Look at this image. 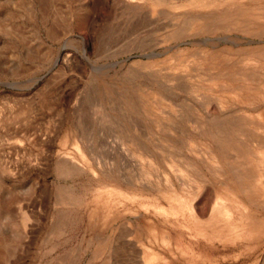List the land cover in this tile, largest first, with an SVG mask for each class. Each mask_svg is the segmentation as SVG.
Masks as SVG:
<instances>
[{
    "label": "rangeland",
    "instance_id": "1",
    "mask_svg": "<svg viewBox=\"0 0 264 264\" xmlns=\"http://www.w3.org/2000/svg\"><path fill=\"white\" fill-rule=\"evenodd\" d=\"M221 2L0 0V264H143L155 251L156 264H264V231L208 240L189 208L156 209L169 206L156 183L208 171L207 128L264 140L258 105L221 108L201 80L208 51L237 70L264 54V0ZM212 184L191 200L197 217Z\"/></svg>",
    "mask_w": 264,
    "mask_h": 264
},
{
    "label": "bare ground",
    "instance_id": "2",
    "mask_svg": "<svg viewBox=\"0 0 264 264\" xmlns=\"http://www.w3.org/2000/svg\"><path fill=\"white\" fill-rule=\"evenodd\" d=\"M221 1L223 0H191V4L194 7L196 6L198 8L208 7V6L210 7L212 5L216 6ZM230 8L231 7H229V9ZM245 11L247 12V9ZM250 11L251 10H249V12ZM249 12L247 13L249 14ZM230 13L231 12H229V15H231ZM237 13L239 16L237 15L238 18L236 19L235 17L233 18L232 21L234 23L239 22V19L241 18L242 13L245 14L244 11L241 12L240 14L239 12ZM263 13L258 12L255 14H257L258 18H264ZM202 14H201V17L199 18L200 20L205 21V25H206L207 21L209 22L210 19L212 20L213 15L211 16V18L210 17L204 18L203 16L205 15L203 14L202 16ZM209 14L206 16H209ZM224 16L226 17V14H224ZM220 17H223V16H221V14L219 16H216V13H215V18L213 17V19L217 21ZM222 19L223 18H221V20ZM200 27L202 28L203 26H200ZM208 53L209 54L206 57V60L205 58L202 60V61L205 60L203 62V65L208 64L207 66L208 73L207 74L205 73L206 75L201 76V80L205 81L206 79L207 82H204V86H206L207 85L206 83H208L207 87L208 89L213 91L212 93H214L215 95L214 99H216L218 106L222 108L228 102L237 101V100L239 101L241 100L247 104L249 103V104L258 105L259 112L257 116L260 118V121H261V122H258L259 123L258 128L259 129L262 128L263 130L264 129V79H263L264 77L262 76V72H264V54L260 53V54H255V55H252V54L248 55L244 60L245 62H243L244 63L243 67L237 70V69H233L234 67L230 68L229 66H226L224 64L225 58L219 57L217 54H215L214 51H211V52L208 51ZM223 56L226 57V55H223ZM181 63H183L182 60H181ZM180 65L181 64L179 65L177 64V68L182 67L183 69H186V67L189 66V62L187 64L188 66L185 64L186 65L185 67L184 65L185 68L183 67V65L181 66ZM201 82L203 83V81ZM192 85L190 86L192 87ZM199 92L201 91L199 90ZM209 100L211 101V99ZM258 110L256 109V111ZM214 117H215V114H214ZM227 117L229 116H226V118ZM210 123L212 124V122ZM225 123L228 125L230 124L229 121ZM239 124L244 125V123H241V122ZM215 125L217 126V124ZM247 125H249V123ZM233 127H234V124H233ZM245 128L247 129L246 126ZM217 131H214L212 127L207 128V131H204L203 134L200 136V138L201 137L204 138L200 141L206 147L207 152H208V155H207L208 171L204 173L202 170L203 173H200L201 170L199 171L197 167H195V170L193 169L194 171L192 170V172L190 171L186 172L184 170L177 169L179 170V172H177V174L179 175H177L176 178H171L167 176L165 178L167 182L166 185L163 186L161 182L156 183L155 187L156 189H158V194L159 195L163 194L168 199V202H169V206L167 208L161 205H156V209L167 212V213L171 212L173 214L175 213L179 214V213H184L185 209L189 208V211H190L189 218L192 223L190 224V221H187L186 224L189 223V227L196 230L199 234L203 235L208 240H211L213 238H218V237L219 238L224 237V236L226 237L232 234L233 232H237L238 234H241V235L245 234L246 237L250 239L251 237H254L255 235L261 232L263 233L264 231V215L260 213L261 208L264 207V140L258 142L256 145H254V147L252 146V148H249L248 146H243L242 145L243 143L239 145L236 139H234L235 137H232V135L222 138L220 136L221 132L217 133ZM238 131L241 132L242 134L245 133L244 126H241L240 130L238 129ZM196 138L193 139V142L197 140ZM232 153L236 154L234 161L231 157ZM187 163L185 162V164ZM189 163L191 162L189 161ZM191 164H194V163H191ZM177 178H179L181 181L178 182ZM208 181L213 183L212 184L213 187L212 186L210 187L214 188V199L212 202V206L209 210V213L206 216L197 217L194 214V209H193V204H192L193 201L191 202V200L196 198L197 193L199 194V192H201L199 190L203 189L205 187L204 185L205 182H208ZM196 224H197V227H196ZM162 258L163 256L159 255V253L155 251V252H152L151 254H145L143 257L142 263L143 264H156V262L161 261L160 259Z\"/></svg>",
    "mask_w": 264,
    "mask_h": 264
}]
</instances>
